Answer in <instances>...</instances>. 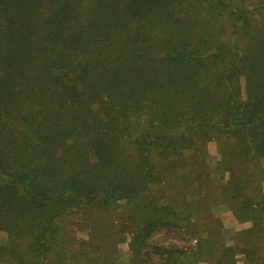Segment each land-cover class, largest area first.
Returning <instances> with one entry per match:
<instances>
[{"label":"trees","instance_id":"16d2710c","mask_svg":"<svg viewBox=\"0 0 264 264\" xmlns=\"http://www.w3.org/2000/svg\"><path fill=\"white\" fill-rule=\"evenodd\" d=\"M208 142L250 226L149 244L198 220ZM109 206L130 264H264V0H0V264H113L61 225Z\"/></svg>","mask_w":264,"mask_h":264},{"label":"rangeland","instance_id":"374dc122","mask_svg":"<svg viewBox=\"0 0 264 264\" xmlns=\"http://www.w3.org/2000/svg\"><path fill=\"white\" fill-rule=\"evenodd\" d=\"M207 159L206 163L211 172V180L203 189V197H199L197 203L192 204L193 209H196L198 220H191V225L188 228L178 227H155L149 238V244L159 246L176 245L177 248L186 251H195V247L199 240L205 237L207 232L217 230L221 234L220 237L224 243L237 245V234L241 230L250 226L248 222L237 219L230 211L228 205L224 202L218 186L222 183L220 176L215 173L216 166V148L213 144L207 143ZM205 195H207L205 197ZM86 220H82L75 212L69 214L61 223L62 231L66 235V240L78 247L79 241L88 240V246L80 247L87 251L95 246H102L104 249L116 250V255L113 258V264H130V252L128 242L130 240V232H121L116 235L115 230H120L121 220L120 212L109 206L104 209H87L84 211ZM213 221V223H212ZM217 223V226H215ZM214 228V229H211ZM92 236V237H91ZM122 238V240H121ZM0 242H3V237H0ZM215 243V247H216ZM214 247V245H213ZM142 256L148 261V264H156L157 255L151 249H145ZM109 257H111L109 255ZM237 264H244L243 257H236ZM45 264H55L53 256H50ZM65 264H79L77 261H66ZM198 264H207L206 258H200Z\"/></svg>","mask_w":264,"mask_h":264}]
</instances>
